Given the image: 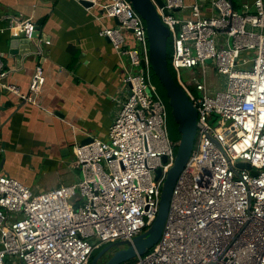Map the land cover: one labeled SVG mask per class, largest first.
Masks as SVG:
<instances>
[{"label": "built area", "instance_id": "1", "mask_svg": "<svg viewBox=\"0 0 264 264\" xmlns=\"http://www.w3.org/2000/svg\"><path fill=\"white\" fill-rule=\"evenodd\" d=\"M163 1L158 12L172 44L168 64L196 109V135L159 241L128 264H264V2L254 0L252 12L247 5L239 12L230 0H214L215 15L202 18L197 4ZM186 8L187 18L174 15ZM104 12L119 26L100 36L138 69L123 78L128 96L107 141L75 146L82 174L76 184L33 193L0 175V264L7 257L18 264H90L94 251L132 241L156 218L177 148L167 135L168 108L152 82L145 22L128 0H109ZM11 30L34 39L32 22ZM124 31L136 47L126 46ZM2 59L0 89L39 106L42 68L35 67L22 93L5 82ZM208 67L226 79L223 90L207 89ZM195 68L202 81L193 75L184 83L179 72Z\"/></svg>", "mask_w": 264, "mask_h": 264}, {"label": "crops", "instance_id": "2", "mask_svg": "<svg viewBox=\"0 0 264 264\" xmlns=\"http://www.w3.org/2000/svg\"><path fill=\"white\" fill-rule=\"evenodd\" d=\"M183 1L187 7L197 4L202 18L216 13L214 0ZM230 2L236 11L245 5L253 10L254 0ZM108 4L109 0H98L92 7L77 0H0L5 82L26 93L36 66L44 76L36 107L0 89V175L33 193L73 185L82 178L75 165V146L87 139L107 141L109 127L128 96L123 78L138 71L100 36L102 29L119 26L116 19L104 16ZM189 12L180 9L174 15L187 18ZM23 21L39 27L33 41L37 51L17 64L9 54L10 34L11 27ZM123 38L127 47H136L130 31H124ZM5 264L18 262L7 257Z\"/></svg>", "mask_w": 264, "mask_h": 264}, {"label": "water", "instance_id": "3", "mask_svg": "<svg viewBox=\"0 0 264 264\" xmlns=\"http://www.w3.org/2000/svg\"><path fill=\"white\" fill-rule=\"evenodd\" d=\"M133 9L145 22L148 41V62L154 76L162 87L170 108V115L177 126L180 139L172 167L168 170L161 187L158 211L152 225L132 241H119L103 247L91 260L90 264H126L137 256H142L151 250L159 241L166 221L169 203L174 185L183 171L192 153L196 135L197 112L187 93L173 78L168 66L167 40L168 28L162 23L158 8H163V0H128ZM83 7H92L89 2L81 1ZM164 13H167L164 10ZM39 27H35L33 40H28L23 31L10 34L9 54L17 64H20L30 53L37 51L34 40L38 39ZM87 139L81 144L90 143ZM163 162L165 159L163 158ZM241 168L249 169L248 164H240ZM161 175L156 171L155 180ZM108 254L109 258L99 263L102 257Z\"/></svg>", "mask_w": 264, "mask_h": 264}, {"label": "rangeland", "instance_id": "4", "mask_svg": "<svg viewBox=\"0 0 264 264\" xmlns=\"http://www.w3.org/2000/svg\"><path fill=\"white\" fill-rule=\"evenodd\" d=\"M167 52L171 53L172 52V44L170 39L167 40ZM169 69L171 71V73L173 74V77L175 78V80H178V75L177 73L174 71V69L171 67L170 63L168 64ZM179 75L182 79V81L185 83L187 81L190 80L192 75H196L198 76V80L202 81L201 77H202V72L200 70V68H195V69H191V70H182L181 72H179ZM152 82L154 84V86L157 88L158 93L161 95V97L163 98V93L161 91V88L159 87V82L157 81L156 77L154 76V74L152 75ZM205 85L207 87L208 90H223L227 81L224 77H220L218 76L214 71H212V68H207L206 73H205V79H204ZM163 100L165 101V99L163 98ZM165 103L167 104V102L165 101ZM166 130H167V135L169 140L174 144V146L176 147L178 145L179 142V135L177 134V126L174 123L173 119L171 118L169 111H168V117H167V125H166ZM177 150V148H175ZM175 150V153H176ZM105 247V246H103ZM103 247H101L100 249H102ZM97 249L96 251L93 252L92 256L94 257L97 252L100 250ZM109 257L108 254H105L101 261L99 263H103L105 260H107ZM92 259V258H90Z\"/></svg>", "mask_w": 264, "mask_h": 264}, {"label": "trees", "instance_id": "5", "mask_svg": "<svg viewBox=\"0 0 264 264\" xmlns=\"http://www.w3.org/2000/svg\"><path fill=\"white\" fill-rule=\"evenodd\" d=\"M167 51H168V50H167ZM169 55H170V53L167 52V56H168V58H169ZM172 76H173V74H172ZM173 78H174V77H173ZM174 79H175V78H174ZM159 87L161 88V91H162V93H163V98H164L165 101L167 102V99H166V97H165L164 91H163L162 87L160 86V84H159ZM166 105H167V108H168V111H169V114H170V108H169V106H168V102H167ZM170 116H171V115H170ZM177 134H178V133H177ZM178 135H179V134H178ZM179 137H180V135H179ZM99 249H100V248H99ZM100 250H101V249H100ZM100 250H99V251H100ZM99 251H98V252H99ZM98 252H97V253H98ZM91 258H93V256H92ZM108 258H109V257H108ZM91 260H92V259H90V262H91ZM130 262H132V261H130ZM130 262H128V263H130ZM128 263H126V264H128Z\"/></svg>", "mask_w": 264, "mask_h": 264}]
</instances>
